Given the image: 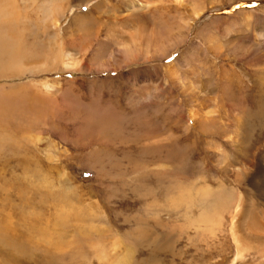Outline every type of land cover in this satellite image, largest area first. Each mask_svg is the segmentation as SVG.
I'll list each match as a JSON object with an SVG mask.
<instances>
[{
  "label": "rangeland",
  "instance_id": "rangeland-1",
  "mask_svg": "<svg viewBox=\"0 0 264 264\" xmlns=\"http://www.w3.org/2000/svg\"><path fill=\"white\" fill-rule=\"evenodd\" d=\"M9 24L0 264H263L178 197L264 164V0H0Z\"/></svg>",
  "mask_w": 264,
  "mask_h": 264
},
{
  "label": "bare ground",
  "instance_id": "bare-ground-1",
  "mask_svg": "<svg viewBox=\"0 0 264 264\" xmlns=\"http://www.w3.org/2000/svg\"><path fill=\"white\" fill-rule=\"evenodd\" d=\"M131 2L135 5L133 1ZM1 14V18L4 19L6 16L5 13ZM246 22L247 20L243 19L242 23L246 24ZM7 27L9 28L6 29ZM11 27L12 24L0 26V48L5 49L6 51H10L13 48V42H11L8 33ZM259 35L260 34L258 33L256 36ZM20 45H22V43L20 40H18L17 47H19ZM210 115L211 113L208 112L207 114H205V116H203L204 124L212 120V117ZM189 116L192 121H195V124H198L197 118L193 112H191ZM238 132L239 129L233 132L234 135H231L232 137L230 136L227 138V140L231 139V145H239L240 143H243L241 142L240 138L238 139V136L240 135V133ZM216 146L217 145L212 142L208 144V158L215 162L220 159V163L218 162V165L222 170L225 169L224 171H226L227 168L230 167V157L225 155V153L222 152L220 148L218 149V147ZM216 157L218 159H216ZM260 160L261 159L253 160V162L248 167H246L245 165H241L239 168H237L238 170L235 173L237 183L241 185L242 182L243 185L244 183L246 185L242 192H238L239 190H233L232 192L230 190L224 189L225 186L222 185L218 186V188L215 189L207 183L204 184V182L202 183L203 185L200 184L201 186L199 185L196 188H192L191 186L190 190L184 189L185 191H183L182 194L178 197V200H182L181 202H184L185 204H192L195 199L197 201H200L203 207L201 208L197 219H199L200 223H202L205 227H203L202 231H204L205 233H209V235L215 234L214 232L216 227H218L217 230L219 231L221 225L223 224V221H225V215H229L230 236L235 244V257L232 261L233 263L236 261H241L248 254L256 256L260 260V262H263L264 264V219H262V216L260 215L263 214L261 208H264V164H261ZM159 175H162L161 171H159L158 176ZM199 180H202L201 177L199 178ZM175 189L176 187L173 190ZM233 193L237 194H235L236 197L238 196L236 199H232ZM243 194L245 195V197L243 196ZM248 194L252 195L247 197ZM198 203L199 202H197L196 204ZM210 203L215 205L213 206ZM201 205H199V208ZM185 206L188 207V205ZM254 212H257L259 216L257 214H254ZM257 219L259 220V224L254 223V221Z\"/></svg>",
  "mask_w": 264,
  "mask_h": 264
}]
</instances>
